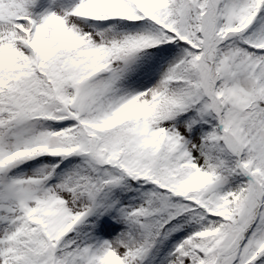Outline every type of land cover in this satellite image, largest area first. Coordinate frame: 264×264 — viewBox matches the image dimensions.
<instances>
[{
  "label": "snow or ice",
  "instance_id": "snow-or-ice-1",
  "mask_svg": "<svg viewBox=\"0 0 264 264\" xmlns=\"http://www.w3.org/2000/svg\"><path fill=\"white\" fill-rule=\"evenodd\" d=\"M0 264H264V0H0Z\"/></svg>",
  "mask_w": 264,
  "mask_h": 264
}]
</instances>
